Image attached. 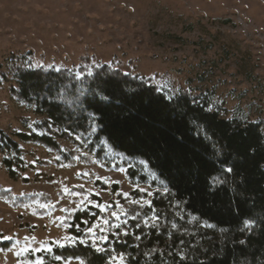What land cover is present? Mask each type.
<instances>
[{
  "label": "rangeland",
  "instance_id": "1",
  "mask_svg": "<svg viewBox=\"0 0 264 264\" xmlns=\"http://www.w3.org/2000/svg\"><path fill=\"white\" fill-rule=\"evenodd\" d=\"M100 63L148 77L167 95L189 91L221 116L264 131V0H0V66L9 78L0 85V129L15 139L41 133L35 123L45 116L11 91L20 69L80 77ZM93 132L60 138L73 163L35 141H19L21 155L0 152L17 172L12 178L0 163V237L11 238L0 239V264H39V253L75 236L78 211L86 227L77 240L94 245L104 235L102 247L136 225L163 222L153 205L156 190L166 192L156 173Z\"/></svg>",
  "mask_w": 264,
  "mask_h": 264
},
{
  "label": "trees",
  "instance_id": "2",
  "mask_svg": "<svg viewBox=\"0 0 264 264\" xmlns=\"http://www.w3.org/2000/svg\"><path fill=\"white\" fill-rule=\"evenodd\" d=\"M80 71L79 77L64 68L20 69L18 87L11 86V91L45 118L35 123L41 133L18 132L17 139L0 129V152L21 155L24 150L19 141H35L73 163L75 152L66 149L60 138L73 139L74 134L86 135L94 130L97 141L104 139L124 155L145 161L162 187L168 189L156 190L153 197L163 222L150 228L141 225L128 235L106 242L104 247L111 250V256L123 254L126 264H264L261 124L228 119L216 110L209 113L207 103L196 101L189 91L169 101L150 78L105 63L95 65L92 75L84 67ZM8 79L0 66V85ZM109 81H120L128 99L122 100L118 92L113 107L104 111L90 107L88 101L99 89L111 87ZM177 110L187 113L184 122L174 115ZM195 116L210 119L222 137L225 152L232 153L231 159L237 161V174H221L211 149L204 147L187 123ZM177 136L184 138L183 144L176 140ZM0 163L12 178L17 176L13 158H0ZM129 173L133 174L131 170ZM216 176L226 179L227 184L213 188L211 181ZM84 215L78 211L73 216L71 232L76 237L86 227ZM250 217L256 223L248 230L243 221ZM79 241L39 253V264H67L70 258L80 259L82 264H111L109 252H98L90 242Z\"/></svg>",
  "mask_w": 264,
  "mask_h": 264
},
{
  "label": "snow or ice",
  "instance_id": "3",
  "mask_svg": "<svg viewBox=\"0 0 264 264\" xmlns=\"http://www.w3.org/2000/svg\"><path fill=\"white\" fill-rule=\"evenodd\" d=\"M31 67V65H29ZM89 75H92L91 72H89ZM111 87L105 88V89H99L94 96L88 101V104L90 107H94L97 110L104 111L106 109H109L113 107L115 104H117L116 96L117 93H120V98L122 100H127L128 98L123 94V90L120 88V81H109ZM107 93V94H105ZM175 97V93L172 95H168L165 98L169 101H172ZM193 103H196L195 100H193ZM207 112H212V109H208ZM175 116H179L180 122H184L185 118L187 117L186 112H182L177 110V112L174 114ZM93 120L96 119L95 114L92 115ZM187 123L190 124L196 134V136L201 139L204 142V147L207 149H211L213 155H214V163H219V167L221 170L222 175L227 174H237L234 172V169L237 167V161L234 159H231L232 153L225 152L224 145H221L220 141L222 137L217 133L215 128H213L210 119L207 116H195L187 119ZM176 140L180 143H184V138L182 136H177ZM253 152H255V149H252ZM34 163V161H33ZM123 171V169H121ZM241 184L244 183L243 180L240 181ZM212 187L215 188L216 186L220 185H226L227 180L220 179L219 176L213 177L211 181ZM140 191H146L145 189H140ZM165 191H168L167 188H165ZM235 192V189H233ZM127 195V194H125ZM148 195H152L151 193H148ZM238 198V194H237ZM135 203H141V201H135ZM144 204H151V201H143ZM113 215H116V213H113ZM158 220L159 217H156ZM105 223L107 221L105 220ZM148 222L145 221V224ZM244 226L246 229L251 230L252 225L256 223V220L254 218H248L243 221ZM155 226V225H153ZM211 226V225H209ZM136 227H139V225H136ZM90 233L93 231L92 228H89L88 230ZM124 235H128V232L126 231ZM117 238H119V233L116 234ZM0 239H11L10 237L3 236L0 237ZM67 242L75 244L78 242L77 237L75 236H68L64 238ZM109 238L104 235H100L96 237V241H94V246L96 247V251L98 252H109V260L111 261V264H125V258L123 254H120L118 257L111 256L110 249H106L105 247L100 246V242L106 241ZM80 243H88L87 240H80ZM182 258H183V254ZM57 259H60V257H57Z\"/></svg>",
  "mask_w": 264,
  "mask_h": 264
}]
</instances>
